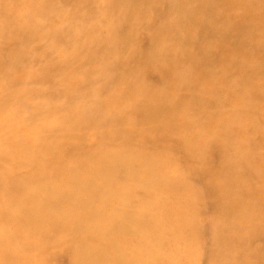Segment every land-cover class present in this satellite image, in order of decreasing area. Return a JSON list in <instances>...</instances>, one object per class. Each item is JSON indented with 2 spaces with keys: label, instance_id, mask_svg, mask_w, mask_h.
<instances>
[{
  "label": "bare ground",
  "instance_id": "bare-ground-1",
  "mask_svg": "<svg viewBox=\"0 0 264 264\" xmlns=\"http://www.w3.org/2000/svg\"><path fill=\"white\" fill-rule=\"evenodd\" d=\"M238 112L264 116V0H0V264H264V117Z\"/></svg>",
  "mask_w": 264,
  "mask_h": 264
},
{
  "label": "rangeland",
  "instance_id": "rangeland-1",
  "mask_svg": "<svg viewBox=\"0 0 264 264\" xmlns=\"http://www.w3.org/2000/svg\"><path fill=\"white\" fill-rule=\"evenodd\" d=\"M83 7L85 8L86 6L84 5V3H82ZM98 3L96 1H93V5H92V8L93 9H84L81 11V13H86V15L88 16V19L92 22H98V20L100 19L101 15L98 11H95L96 10V7H98ZM153 12V13H152ZM157 8L155 5H151L149 6L148 8V17L150 18H154L156 15H157ZM152 13V14H151ZM244 37L246 40H248L249 38V34L248 32H246L244 34ZM139 38L140 40L142 41L143 44L147 43L148 42V36H147V33L143 30L139 33ZM182 45V44H181ZM214 70L212 71V74H213ZM76 76H80L79 73H77ZM157 76H156V73L154 72H150L146 79L149 80L150 82L156 80ZM185 80H186V77H185ZM255 84H251L248 86V90L249 91H256V86H254ZM142 86V85H141ZM16 87V84H13V88ZM112 88H115V86H113ZM183 86L180 85L178 87V85H174L173 86V89L172 91H174L175 93H178V94H181L183 92ZM67 96L64 95L63 97V100L66 98ZM86 96L84 95L83 96V99H85ZM62 100V99H61ZM34 101L35 103V100H32ZM184 104H188V102H184ZM192 106V104H190ZM255 105V104H254ZM51 106H53V102L51 103ZM229 110H224L222 114H220L221 116H231L229 114ZM34 113V110L32 107L30 106H22L21 107V114L23 115H26V116H30L31 114ZM192 119H194V122L193 123H196L198 120L202 123L203 122H206L207 120L206 119H203L204 116L201 115V114H197V115H189ZM232 116H236V120L239 121V118L240 119H243V118H255L254 116H243V114H240V112H238L237 114L235 115H232ZM264 116H259L255 119H258V120H261L263 119ZM41 118L39 117L36 121H40ZM149 134L146 135L145 132H142L141 133V136L142 137H146L148 136ZM137 136H135V139H136ZM2 164L6 167L5 169H13V171L15 173H18L19 175H24L27 173V169L26 168H22L21 166H16L14 164V161L13 160H9L8 158L4 159L3 161H1ZM69 167V162L67 161H64L63 163L57 165L54 170H56L57 172V180L55 181V183H53V185L57 184L58 183H61V176H64V174L67 172V169ZM16 169V170H15ZM132 176V175H131ZM63 185V184H62ZM115 185H116V189L113 190L114 193L118 194V195H123L125 193H128L132 190L136 191V183L133 179V176H132V180L130 182L126 181L124 178H118L115 180ZM58 221H62L63 220V217H59L57 219ZM197 221H198V224L200 227H202L203 231L201 233V235L199 236V242L207 247L208 249H212V251L216 252L217 251V246L213 244V241L215 240L213 238L214 235H219L220 233H222V230H223V226L219 223L218 220H216L215 222L213 221L212 217H211V214L209 213H199L197 215ZM258 242V245H263L264 244V240H257ZM132 244L134 246H130V245H126L125 247L127 248H132L134 251H136L138 253V246L139 245H136L134 243V241L132 242ZM139 257H141L139 255ZM214 260H211L210 256H203V258H201V260L199 261L200 264H213ZM216 264L218 262H215ZM51 264H68L67 263V258L65 256H60L58 257L56 260L52 261Z\"/></svg>",
  "mask_w": 264,
  "mask_h": 264
}]
</instances>
